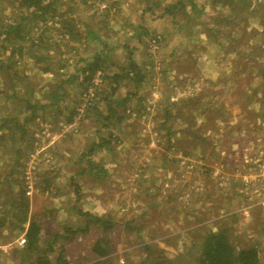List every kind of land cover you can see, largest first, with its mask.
Returning a JSON list of instances; mask_svg holds the SVG:
<instances>
[{
  "label": "rangeland",
  "instance_id": "obj_1",
  "mask_svg": "<svg viewBox=\"0 0 264 264\" xmlns=\"http://www.w3.org/2000/svg\"><path fill=\"white\" fill-rule=\"evenodd\" d=\"M13 1H0V19L16 14L11 8ZM113 1H117L116 6L112 4L109 11L115 8L119 13L103 16V6ZM72 3L75 9L71 14L77 19L82 36L86 25L81 21H85L89 29L101 35L102 41L110 43V62L104 70V79L103 73L100 78H91L100 92L92 111L103 109L104 96L112 103L130 89L143 96L142 103L150 111L128 119L133 123L125 131L131 134L125 137L128 141L123 138L117 143L114 154L99 151L100 155H92L91 160L105 159L102 164L105 176L96 180L91 174L78 175L88 161L82 157L83 152L97 139L91 110L83 127L77 119L66 123L63 112L55 114L54 108L44 111L45 121L41 116L31 126L32 133L38 136L25 156L26 165L34 168L28 176L34 175L36 183V192L26 195L28 215L38 220L43 217V230L60 235L54 247L61 238V244L65 245L63 236L69 238L63 254L69 260L72 255L68 254L77 248L82 251L79 257H84L74 258L80 264L95 258L88 242L93 232L79 237L86 225L83 214L86 212L108 215L119 225L125 224L126 230L115 229L112 235L117 241V251L136 261L142 254V243L152 242L162 249L165 257L176 260L184 253L189 258L191 250H195L193 242L218 224L234 230L240 239L263 240L264 206L253 204L246 208L251 203L245 199L250 188L242 185L244 174L241 172L261 174V169L252 161L258 160L264 165V51L259 50L260 44L264 48V0H250L247 10L236 20L229 17L233 10L227 6L216 8L210 0H194V10L186 0H154L150 5L152 10L143 13L141 0H75ZM171 3L176 6L173 12L167 10ZM66 8L64 4L63 9ZM184 11L191 19H187ZM223 17L229 20L214 25ZM124 18L130 20L134 29H120ZM213 25L218 29L216 34L207 31ZM51 35L48 42L61 45L65 64L60 70L63 78L71 74L77 77L67 89L72 104L79 99L85 87L79 83L87 75L80 71L82 65L78 59L98 51L101 43L88 37L81 42L68 40L58 31ZM153 35H157L158 42ZM124 42L128 46L125 49L121 45ZM250 43L260 46L248 54L247 64L241 66L242 61L238 59H245V53H250ZM128 48L133 49L131 57L145 70V75L139 83L126 80L127 84L122 82L117 91L111 92L109 89L114 83L109 76L121 73V67H128ZM15 67L31 80L37 79L38 71L30 60H19ZM84 93V101L89 100ZM9 95L11 90L6 95L0 94L1 112L18 113L20 104L14 103L13 97L6 100ZM37 99L44 103L40 93ZM195 100L196 107L191 110ZM164 106L172 111L167 116L163 114ZM84 107L80 113H85ZM24 115L20 113L19 117ZM165 128H169L171 135ZM101 133L106 134L103 130ZM167 138L173 141L171 150H168ZM164 154L172 161H165ZM111 155L114 157L110 158ZM3 164L1 168L6 170ZM24 171L25 167L23 176ZM259 179L260 185H264L263 178ZM47 184L50 186L46 187ZM5 199V196L0 198V210L5 208L1 202ZM254 200L252 197L250 201ZM10 234L4 230V237L0 238V245L11 244L8 252L0 251V264H15L11 256L16 247L15 238ZM261 261L264 264V258ZM177 263L183 264L184 260Z\"/></svg>",
  "mask_w": 264,
  "mask_h": 264
},
{
  "label": "trees",
  "instance_id": "obj_2",
  "mask_svg": "<svg viewBox=\"0 0 264 264\" xmlns=\"http://www.w3.org/2000/svg\"><path fill=\"white\" fill-rule=\"evenodd\" d=\"M72 1L75 0H67L65 2L63 0H15L11 8L12 12H16V14L11 15L6 20L0 19V94L6 95V92L11 90L12 95L7 96L5 99L8 100L13 97L14 103L20 104L18 113L14 114L10 112L3 114L0 105V161L4 162V167H7L6 170H3L1 168L2 163H0V198L6 197L5 200L1 201L5 204V208L3 206L2 210H0V238H2L4 230H9L11 232L10 237L13 238L18 236L20 232H24L25 236L23 246L14 247L11 251L15 264H70L63 254L65 245L61 244L62 238L60 243L56 244L57 247H54V243L59 240L60 235L45 232L43 230V222L28 215L29 198L25 195L24 179L20 178V174L23 173L27 163L28 158H25L26 154H28L27 151L31 149L32 141L38 136L36 133L33 134L31 130V126L35 124L36 119H41L42 116V120L45 121V118H43L44 111L54 108L55 114L63 112L62 118L66 123L77 119L78 125L83 127L85 120H89L90 115L88 113L89 109L91 110L90 113L92 114L90 117L97 126V139L91 141L88 149L83 152L82 157H87L88 161L85 167L79 169L78 175L83 177L86 173L88 175L91 174L92 178L96 180L105 176L106 169L102 165L105 159H101L102 161L91 160L92 155L98 153L100 155V152L114 154V147L117 143L131 134L125 131V128L133 123L128 121V119L135 115L146 113V110L150 111V108L142 103L143 96L132 89L127 90L122 96L118 95L117 99L113 100L112 103L108 101L107 96H104L106 102L103 104L102 110L97 108L92 111L96 105L93 104L94 99L96 101V96L100 93L98 92V85L95 86V93L90 100L84 101L82 93L86 92V87L92 85L91 78L94 73L96 71L103 73L102 77L104 79V70L110 62L109 53L111 49L108 48L110 43L106 44L102 41L101 35L89 29L85 21H81L86 25L85 35L82 36V33L78 31V21L71 14L72 10L75 9ZM83 1L85 2L86 0ZM186 1L187 3L189 2L190 7L194 10V0ZM210 1V4L216 5V8L227 6L233 10L234 13L229 16L233 20H236L240 14L246 11L250 3V0ZM115 2L117 1L108 2V5L103 6V16L108 17L109 13H119V10L116 11L115 8H113L112 12L109 11L108 7L112 4L115 5ZM141 2L143 3L142 13L152 10L150 5L154 3V0H141ZM64 4L67 5L66 9H63ZM175 9L176 6L174 4L168 5V11L173 12ZM185 16L188 20L192 17L188 12H185ZM229 17H223L219 21H215L214 25H217L220 21L229 20ZM102 22L105 23V20ZM214 25L208 26V33L216 34L218 29ZM134 27L130 20L124 18V23L120 29H134ZM53 31H58L62 34V37L66 36L68 40L81 42L82 39L85 40L84 37H88L90 40L101 43L98 51L85 58L81 57L78 59V63L82 65L81 68L79 67L80 71L87 73V75L79 83V85L84 84L85 86L79 94V99L72 104L68 100L67 89L70 84L75 83L77 77L71 74L63 78L64 76L60 70L65 64L60 51L61 45L58 42H48V37L52 36ZM132 36L130 35V37ZM158 41L159 39L156 38V42ZM114 44L118 45L117 43ZM121 45L124 49L128 47L127 42ZM260 45H258L260 46L259 50L264 51V48L261 49L263 44ZM258 46L250 43V53L249 51L245 53V59L243 57L238 59L242 61L241 66L247 64L248 54L253 53V51L256 52ZM132 48L126 50L127 58L129 59L128 67H121L119 69V71H122L121 73H114L109 76L114 83V86L109 89L111 92L117 91L122 82L127 84L126 80L139 83L145 75V70L140 68L134 62L133 57H131ZM51 51H53V54L55 53V56H53ZM22 59L30 60L33 67L37 69L38 76L36 80H31L27 75H24L23 71L16 69L17 62ZM14 77L15 79L13 80ZM263 77L264 72L262 73ZM87 80H89L88 84L84 83ZM21 90L25 91L22 92ZM38 92L41 97L45 98L44 103L38 101ZM32 99L37 101L34 103ZM86 103L88 104L84 105ZM83 106H85L83 109L85 113H80ZM168 107H163L164 116L172 112ZM195 107L196 100L192 103L190 109L192 110ZM28 111L30 113L26 115ZM20 113L25 115L20 118ZM165 129L171 135L169 128ZM101 130L106 134L101 133ZM125 140L128 141V138H125ZM167 144H169L168 150H171L172 146H174L171 139L169 142V138H167ZM113 157L112 155L110 156V158ZM7 158L8 162L5 161ZM163 159L167 162L172 161V158L165 154ZM72 181L76 184L74 179H71ZM45 186L48 187L50 184ZM83 214L86 218V225L81 229L79 237H84V234L93 232L88 242H91L90 252L95 255V258L90 260L88 264H115L119 258H122L123 264H179L177 262H182L183 260V264L263 263L261 259L264 256H261L264 254V238L255 242L252 239L241 237L243 240L241 241L233 233L234 230H230L229 227H220L219 224L212 229L204 231L202 237L193 242L195 250H191V257L189 258H186L184 253L179 254L176 260L165 257L162 255V249L156 248L155 243L152 242L142 243L143 251L137 261L128 259V254L125 256L124 253L117 251V241L112 235L115 229L116 231L120 229L126 230V225H119V222L108 215L104 217L102 215H93L90 212ZM128 221L130 220L126 222ZM63 238L65 241L67 240V237L63 236Z\"/></svg>",
  "mask_w": 264,
  "mask_h": 264
},
{
  "label": "built area",
  "instance_id": "obj_3",
  "mask_svg": "<svg viewBox=\"0 0 264 264\" xmlns=\"http://www.w3.org/2000/svg\"><path fill=\"white\" fill-rule=\"evenodd\" d=\"M154 43V41H153ZM152 46V45H151ZM101 76V72L96 71L95 75L93 76V78L95 77H99ZM95 86H97L96 82L93 81L92 85L89 86V89L83 94L84 97H87V95L89 96V100L92 97V95L94 94V89ZM87 94V95H86ZM43 132V131H42ZM31 157H34L33 155H31ZM30 157V158H31ZM252 164H254L255 167L260 168V172L261 174H254L252 172H241L244 174L243 176V181H242V185L244 187L250 188L248 191H250L249 194L245 195V199L249 203L248 205H246V208H250L253 204L259 205L261 207L264 206V185H260V183H262V181L259 179L260 177L263 178L264 180V165H262L258 160H254L252 161ZM26 165V164H25ZM34 169L33 167H31L30 165H26L25 166V171H24V190H25V195H30L32 192L33 194L36 192V187H35V180H34V175L28 176V173H31V170ZM257 182V183H254ZM260 182V183H259ZM255 185V186H254ZM252 197L255 198L254 201H250L252 199ZM251 198V199H250ZM254 202V203H253ZM264 208V207H263ZM25 242V236H24V232H22L16 239H15V244L16 247H22L23 244ZM11 247V244H3L0 245V251L2 252H8V248ZM115 264H123V260L122 258H119V260L115 263Z\"/></svg>",
  "mask_w": 264,
  "mask_h": 264
},
{
  "label": "crops",
  "instance_id": "obj_4",
  "mask_svg": "<svg viewBox=\"0 0 264 264\" xmlns=\"http://www.w3.org/2000/svg\"><path fill=\"white\" fill-rule=\"evenodd\" d=\"M50 214H53V212L52 211H50ZM46 220H48V219H50V217H48V218H46V217H44ZM42 219H43V217H41V221H42ZM43 222V221H42ZM22 233V232H21ZM21 233H19L18 234V236L21 234ZM69 235V234H68ZM18 236H16L15 237V239L18 237ZM81 237H83V236H81ZM15 239H14V241H15ZM70 240H69V238H67V240L64 242V244H65V248L67 247V244H68V242H69ZM74 242H76V240H73ZM74 242H72V243H74ZM77 248H75V249H73L74 250V252H72V254H68V256H71V259H67V255L65 254L64 255V257L69 261V263L70 264H80V262H77L74 258H78V260H82L84 257H79V255L78 254H80L79 252H81L82 253V251H77L76 250ZM83 250V249H82ZM81 264H88V263H86V262H83V263H81Z\"/></svg>",
  "mask_w": 264,
  "mask_h": 264
}]
</instances>
